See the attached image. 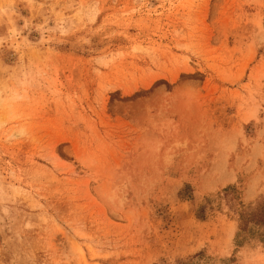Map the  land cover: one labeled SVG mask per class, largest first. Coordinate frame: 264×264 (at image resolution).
Listing matches in <instances>:
<instances>
[{
    "label": "rangeland",
    "instance_id": "rangeland-1",
    "mask_svg": "<svg viewBox=\"0 0 264 264\" xmlns=\"http://www.w3.org/2000/svg\"><path fill=\"white\" fill-rule=\"evenodd\" d=\"M0 264H264V0H0Z\"/></svg>",
    "mask_w": 264,
    "mask_h": 264
}]
</instances>
